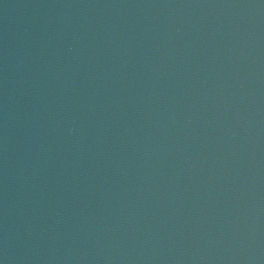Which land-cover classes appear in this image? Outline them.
Returning a JSON list of instances; mask_svg holds the SVG:
<instances>
[{"label":"water","instance_id":"95a60500","mask_svg":"<svg viewBox=\"0 0 264 264\" xmlns=\"http://www.w3.org/2000/svg\"><path fill=\"white\" fill-rule=\"evenodd\" d=\"M0 264H264V0H0Z\"/></svg>","mask_w":264,"mask_h":264}]
</instances>
